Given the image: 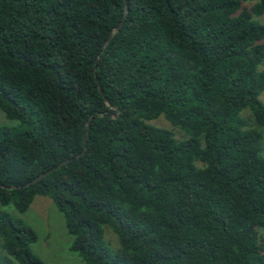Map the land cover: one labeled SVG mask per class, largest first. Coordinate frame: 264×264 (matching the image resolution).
<instances>
[{
	"label": "trees",
	"instance_id": "trees-1",
	"mask_svg": "<svg viewBox=\"0 0 264 264\" xmlns=\"http://www.w3.org/2000/svg\"><path fill=\"white\" fill-rule=\"evenodd\" d=\"M252 1L0 0V206L49 198L84 264H264ZM36 241L0 212V264Z\"/></svg>",
	"mask_w": 264,
	"mask_h": 264
},
{
	"label": "rangeland",
	"instance_id": "rangeland-1",
	"mask_svg": "<svg viewBox=\"0 0 264 264\" xmlns=\"http://www.w3.org/2000/svg\"><path fill=\"white\" fill-rule=\"evenodd\" d=\"M257 1L243 3L242 6L250 8ZM256 20L264 25V15ZM259 99L264 105V91L260 94ZM10 123L0 111V125L14 126L13 122ZM149 124L172 131L177 139L185 137L179 129L170 126L163 117H159ZM0 212L13 219L22 220L36 232L37 241L31 246V249L44 264H84L77 254L70 251L72 237L66 231L63 216L49 198L36 196L29 209L23 214L18 213L13 206H0ZM108 238L113 244L115 243L112 237Z\"/></svg>",
	"mask_w": 264,
	"mask_h": 264
},
{
	"label": "water",
	"instance_id": "water-1",
	"mask_svg": "<svg viewBox=\"0 0 264 264\" xmlns=\"http://www.w3.org/2000/svg\"><path fill=\"white\" fill-rule=\"evenodd\" d=\"M127 12H128V8H127V5L125 4L124 18H125V16H126ZM121 24H122V23H120L117 27H115V28L112 30V32H117L118 29L121 27ZM109 40H110V38H108V40H107L106 43L104 44L103 48L106 47V45L108 44ZM98 58H99V56H98ZM84 148H86L85 144H84ZM69 161H71V160H67V161H65V162H63V163H61V164H59L57 167L53 168V170H55V169L58 168V167H61L62 165L67 164ZM49 172H50V171L45 172L44 174L38 176L37 178H35L33 181H31V182L28 183L27 185H31V184H33V183H36L37 181H39L40 179H42L43 177H45ZM5 188H6V187H5Z\"/></svg>",
	"mask_w": 264,
	"mask_h": 264
}]
</instances>
